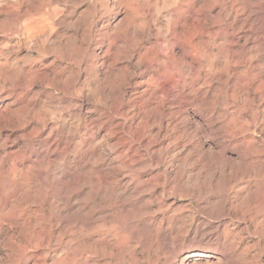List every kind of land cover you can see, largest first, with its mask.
<instances>
[{
  "label": "rangeland",
  "instance_id": "1",
  "mask_svg": "<svg viewBox=\"0 0 264 264\" xmlns=\"http://www.w3.org/2000/svg\"><path fill=\"white\" fill-rule=\"evenodd\" d=\"M247 1L0 0V264H264Z\"/></svg>",
  "mask_w": 264,
  "mask_h": 264
},
{
  "label": "bare ground",
  "instance_id": "2",
  "mask_svg": "<svg viewBox=\"0 0 264 264\" xmlns=\"http://www.w3.org/2000/svg\"><path fill=\"white\" fill-rule=\"evenodd\" d=\"M248 1H251V0H248ZM247 1V2H248ZM261 0H259V2H260ZM252 2V1H251ZM251 2H250V4H251ZM255 3H256V1H255ZM241 5V4H240ZM244 6V5H243ZM250 6V5H249ZM254 6V5H253ZM252 6V7H253ZM257 6V5H256ZM240 7V6H239ZM258 7V6H257ZM242 8V7H241ZM251 8V7H250ZM261 8H262V6H261ZM264 8V7H263ZM238 9V8H237ZM246 9V8H245ZM244 9V7H243V11L245 10ZM255 9V8H254ZM256 9H258V8H256ZM263 9H261V11H262ZM246 11V10H245ZM249 11H251V10H249ZM254 11V10H253ZM259 11V10H258ZM257 12V11H256ZM239 13V12H238ZM244 13V12H243ZM248 13V12H247ZM255 13V12H254ZM241 14V13H240ZM253 14V13H252ZM236 15V14H235ZM238 15V14H237ZM242 15V14H241ZM241 15H238V16H241ZM260 15V14H259ZM245 16V15H244ZM244 16H242V17H244ZM249 16V15H248ZM251 16V15H250ZM241 17V18H242ZM235 18H237V16L235 17ZM249 18V17H248ZM251 18V17H250ZM257 18V17H256ZM246 20H248V19H243L242 20V23H245V21ZM250 20V19H249ZM241 21V20H240ZM256 20H254V22H255ZM252 30V29H251ZM255 38V37H254ZM254 41H256V38L254 39ZM253 41V42H254ZM257 42V41H256ZM262 42V41H261ZM258 45V44H257ZM263 45V44H262ZM263 50V49H262ZM245 59V58H244ZM246 62H248L247 60H246ZM245 62V63H246ZM250 64V63H249ZM247 65H248V63H247ZM240 66H241V74H240V82H241V90L243 91V92H245V94L246 95H248V91H247V89H248V87H249V84L250 83H252L253 81H255V79H256V73H254L253 71H252V68L249 66L248 68H246L245 67V64H244V61H243V59L241 58V61H240ZM249 106H247V105H243L242 106V108H241V110H242V113H243V117H242V124H243V128L245 129V131L246 132H253V133H261V134H264V119H262V125L261 126H258V127H253V128H250V120H249V118H248V112H249ZM256 111V110H255ZM192 253V252H191ZM206 255V254H205ZM210 256V255H209Z\"/></svg>",
  "mask_w": 264,
  "mask_h": 264
}]
</instances>
